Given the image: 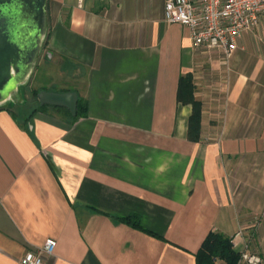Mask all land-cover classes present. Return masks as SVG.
Masks as SVG:
<instances>
[{
  "label": "crops",
  "instance_id": "0c3cea01",
  "mask_svg": "<svg viewBox=\"0 0 264 264\" xmlns=\"http://www.w3.org/2000/svg\"><path fill=\"white\" fill-rule=\"evenodd\" d=\"M163 13L164 0L46 1L28 87L76 92L86 115L33 95L27 114L0 108V264L49 238L42 264H196L210 231L264 262V16L223 63ZM127 215L154 234L112 217Z\"/></svg>",
  "mask_w": 264,
  "mask_h": 264
},
{
  "label": "built area",
  "instance_id": "2783aa9c",
  "mask_svg": "<svg viewBox=\"0 0 264 264\" xmlns=\"http://www.w3.org/2000/svg\"><path fill=\"white\" fill-rule=\"evenodd\" d=\"M163 15L165 22L185 26L195 46L216 51L224 63L242 33L264 16V0H164ZM55 245L54 239H46L41 247L27 251L20 264H42L43 255L52 253ZM236 264L264 262L256 252L245 249Z\"/></svg>",
  "mask_w": 264,
  "mask_h": 264
},
{
  "label": "water",
  "instance_id": "95a60500",
  "mask_svg": "<svg viewBox=\"0 0 264 264\" xmlns=\"http://www.w3.org/2000/svg\"><path fill=\"white\" fill-rule=\"evenodd\" d=\"M46 34V0H0V108L29 80ZM36 98L75 114L76 92L40 90Z\"/></svg>",
  "mask_w": 264,
  "mask_h": 264
},
{
  "label": "trees",
  "instance_id": "16d2710c",
  "mask_svg": "<svg viewBox=\"0 0 264 264\" xmlns=\"http://www.w3.org/2000/svg\"><path fill=\"white\" fill-rule=\"evenodd\" d=\"M47 1V0H46ZM44 46V43H43ZM194 85L192 76L190 74L180 75L177 84V102L181 104L191 105V114L188 119L187 137L189 140L195 141L198 139V127L200 122V110L201 103L194 97ZM38 90L31 89V94L36 97ZM46 105H39L37 109H44ZM2 108V107H1ZM55 109H61L64 113L71 118L72 121H76L80 117L86 115V102L81 98L77 99L75 114H70L66 109L54 107ZM115 220L131 225L141 231L149 234L153 232L146 230L140 223V219L137 215H127L123 217L112 216ZM240 252L237 251L231 242L229 237L215 231H210L203 239L200 247L195 252L194 257L196 264H236L239 258Z\"/></svg>",
  "mask_w": 264,
  "mask_h": 264
},
{
  "label": "rangeland",
  "instance_id": "374dc122",
  "mask_svg": "<svg viewBox=\"0 0 264 264\" xmlns=\"http://www.w3.org/2000/svg\"><path fill=\"white\" fill-rule=\"evenodd\" d=\"M32 75H33V71H32L31 76ZM31 76H30L28 81L24 82L23 84H21L18 87L17 95L15 97H12L9 100L10 105L7 102V103L3 104L1 107H5L6 106V107H10L11 108L13 106V104H14L13 102L17 101V102H21V104H16L15 103L14 104L15 105L14 108H15V111H17L19 113V115L27 114L30 111L32 101L34 100L32 94H31V90L28 87V85L31 82L30 81L31 80ZM36 78H38V76ZM31 85H32V83H31Z\"/></svg>",
  "mask_w": 264,
  "mask_h": 264
}]
</instances>
